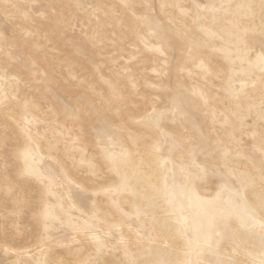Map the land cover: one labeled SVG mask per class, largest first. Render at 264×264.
Wrapping results in <instances>:
<instances>
[{
    "label": "rangeland",
    "instance_id": "1",
    "mask_svg": "<svg viewBox=\"0 0 264 264\" xmlns=\"http://www.w3.org/2000/svg\"><path fill=\"white\" fill-rule=\"evenodd\" d=\"M0 264H264V0H0Z\"/></svg>",
    "mask_w": 264,
    "mask_h": 264
}]
</instances>
